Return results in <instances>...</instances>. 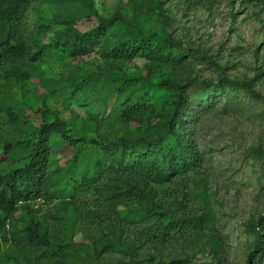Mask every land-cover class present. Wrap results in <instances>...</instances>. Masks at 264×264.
Returning <instances> with one entry per match:
<instances>
[{
	"label": "rangeland",
	"instance_id": "374dc122",
	"mask_svg": "<svg viewBox=\"0 0 264 264\" xmlns=\"http://www.w3.org/2000/svg\"><path fill=\"white\" fill-rule=\"evenodd\" d=\"M91 2L103 18L120 14L126 21L111 25L85 52H74L66 42L97 26L86 0H38L30 7L25 36L31 50L42 53L29 79L9 76L0 83V104L22 118L13 124L1 112L0 136L22 144L43 123L61 118L68 121L73 139H154L172 116L174 83L181 84L191 100L189 107L200 112L188 116L195 133L187 138L194 140L202 165L184 176L203 226L178 243L149 246L141 258L264 264V0ZM159 7L162 14L157 13ZM151 34L170 35L174 45L166 44L158 57L144 50L132 58L118 56L120 45ZM180 50L188 54L179 57ZM223 79L250 82L254 93ZM124 82L126 88L117 95L115 89ZM140 95L149 108L130 115L128 107ZM50 147L53 169L66 167L77 153V147L58 133ZM180 153L190 155L189 149ZM156 155L162 161V154ZM20 164L9 159L10 167ZM110 193L90 190L23 205L10 221L11 241L3 245L0 261L61 264L23 248L20 240L34 220L51 240L70 249L67 264H119V255L105 253L114 227L96 218L98 213H126Z\"/></svg>",
	"mask_w": 264,
	"mask_h": 264
},
{
	"label": "trees",
	"instance_id": "16d2710c",
	"mask_svg": "<svg viewBox=\"0 0 264 264\" xmlns=\"http://www.w3.org/2000/svg\"><path fill=\"white\" fill-rule=\"evenodd\" d=\"M37 1L0 0V83L7 81L9 76L29 79L33 64L40 59L42 51L31 50L24 28L27 12ZM86 3L95 15L97 26L89 32L68 37L66 43L74 52L92 50L111 25L126 21L120 14L105 19L96 12L91 0H86ZM157 13L162 14L160 7ZM166 44L174 45L170 35H139L120 45L117 54L132 58L144 50L146 54L158 57L159 53L163 54V48L166 50ZM187 52L180 50L177 56H186ZM223 80L247 86L254 93L250 82ZM126 85L124 82L117 87L116 94L121 95ZM174 85L172 116L164 132L154 139L122 137L107 143L73 139L69 134L68 121L61 118L43 123L22 144L9 143L0 136V148L3 149L0 153V252L3 245L11 241L10 221L23 205L39 199L73 198L80 192L93 190L101 194L111 192L114 204L127 208L124 214L118 211L96 214L98 222H111L114 227L113 239L107 243L105 253L119 255V264H188V258H141V253L149 246L178 243L203 226L202 215L192 206L189 179L184 176L202 165L194 140L187 138L195 133L192 129L194 122L188 121V116H197L200 112L189 107L191 100L184 86ZM224 86L226 84L220 85ZM145 100L144 95L134 99L128 107L129 114L149 108ZM1 112H6L13 124L22 120L11 107L0 104ZM183 127L184 133H181ZM56 133L76 146L77 153L66 167L53 169L50 142ZM91 142L93 144L90 145ZM188 149V157L178 154ZM156 154H162V161ZM11 158L21 164L10 167ZM26 232V237L20 240L23 248L39 251L51 261L67 264L70 249L51 240L40 223L32 220Z\"/></svg>",
	"mask_w": 264,
	"mask_h": 264
}]
</instances>
